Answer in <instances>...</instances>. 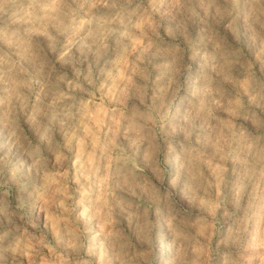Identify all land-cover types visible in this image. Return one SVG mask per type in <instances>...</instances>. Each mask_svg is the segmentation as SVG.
I'll return each instance as SVG.
<instances>
[{
    "label": "clouds",
    "instance_id": "9594fccd",
    "mask_svg": "<svg viewBox=\"0 0 264 264\" xmlns=\"http://www.w3.org/2000/svg\"><path fill=\"white\" fill-rule=\"evenodd\" d=\"M0 8V264H264V0Z\"/></svg>",
    "mask_w": 264,
    "mask_h": 264
},
{
    "label": "rangeland",
    "instance_id": "374dc122",
    "mask_svg": "<svg viewBox=\"0 0 264 264\" xmlns=\"http://www.w3.org/2000/svg\"><path fill=\"white\" fill-rule=\"evenodd\" d=\"M4 0H0V5H2ZM213 0H184V3L191 6L192 10L186 12V35L190 39H199L201 36L205 35L209 29V24L206 18L202 14V6ZM214 3L220 6L222 9L226 8L231 0H214ZM10 23V16L5 13L2 8H0V30H2L5 25ZM16 25H13L15 27ZM212 30L219 33L222 37L226 39H231L228 36L230 29L227 27V22L224 19L223 13L215 16V23ZM2 39V36H0ZM165 175H171V166H167L165 169ZM152 246L155 249L154 255L163 257L165 250L171 248V240L168 239L164 234L159 232H154L152 235Z\"/></svg>",
    "mask_w": 264,
    "mask_h": 264
}]
</instances>
